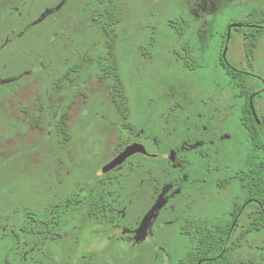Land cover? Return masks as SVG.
I'll list each match as a JSON object with an SVG mask.
<instances>
[{
    "label": "rangeland",
    "instance_id": "1",
    "mask_svg": "<svg viewBox=\"0 0 264 264\" xmlns=\"http://www.w3.org/2000/svg\"><path fill=\"white\" fill-rule=\"evenodd\" d=\"M249 1L226 0L201 15L191 11L194 0H0V264H177L191 249L182 225L229 218L244 200L234 175L246 165L248 142L222 101L232 94L219 64L225 34L226 58L258 78L264 117V32H248L256 44L247 63L239 34H228L232 23L264 12V1ZM110 5L120 13L111 47L107 17L97 21ZM104 52L116 62L124 112L113 76L93 65ZM133 133L157 155L142 161L151 175L127 165L102 194L125 234L113 238L95 224L89 200L58 215L46 237L32 233L39 228L31 219L58 201L63 208L71 196L95 193L98 169ZM170 152L189 162L182 172L170 166ZM255 210L248 207L235 237ZM230 257L264 264V229L244 235Z\"/></svg>",
    "mask_w": 264,
    "mask_h": 264
},
{
    "label": "flooded vegetation",
    "instance_id": "2",
    "mask_svg": "<svg viewBox=\"0 0 264 264\" xmlns=\"http://www.w3.org/2000/svg\"><path fill=\"white\" fill-rule=\"evenodd\" d=\"M225 1L226 0H194V2L191 4V11L194 14V11L198 10V12H200L201 15H207L211 9L215 10L216 6H221L219 4L220 2H225ZM227 1H231V0H227ZM262 1H264V0H262ZM206 2L210 5V9L207 6ZM250 2L258 3L257 1H254V0H250L249 3ZM261 4H264V2L260 3V7H261ZM256 7H258V5ZM253 15H254L253 16V19H254L253 22H250V20H249L250 17H248V20H246V22H244V23H232L228 27V34L232 29L237 31V33L239 34L240 39L243 42V48H244L243 55L245 56L244 58H245L246 63L249 61L250 58H252L253 53H254L253 50L255 47V45H254V47L250 53L246 52L245 43H246L247 38H254L255 44H256V36L253 35L250 37L248 32H255V33L264 32V12L263 11H254ZM228 40H229V35L225 34L223 47L219 53V64L221 66L223 75L225 77V83H226L225 86L228 87L229 90H231L232 94H231L230 98L223 96L222 101L224 103V107H225V110L227 112H230L231 114L235 113V112L238 113L239 127L242 130V132L245 133V137H246V132H245L244 127L241 123L242 112L247 111L246 105H248V110H249L252 118L254 119L255 123L257 124V126L258 127L264 126L263 115H261L260 112L257 114V111H256V108L258 109V103H259L258 98H259V95L262 93V89H257L256 85L252 84L253 80H258L257 77L253 76V74H250V72H248L245 69L238 68L236 65H234L230 62V59L228 60L226 58L227 50H226V48L225 49H223V48L225 46V42ZM73 56L75 59L81 58V56H79L78 53L74 54ZM95 56L96 57H94V59H92L90 57L92 59L93 65L96 69L97 68L100 69V72L103 73L104 76H107L109 66H111L113 71L116 73V69H117L116 62L113 59L112 55H109L108 52L107 53L104 52L101 54L102 57H99V54H96ZM178 56H182V55L178 54ZM183 56H186V54H183ZM181 61L185 67L189 68L191 66V65L190 66L188 65V62L184 58H182ZM81 67H82V62L79 61L78 65L72 67L70 72L73 75H75V77H76V75H77V73H79ZM226 72L229 73V77L226 76ZM245 95H248L247 100H246ZM237 100L240 102V105L237 104ZM114 103H115V101H114ZM254 103H255L256 107H255ZM252 108L254 110V114H255L256 118L253 115ZM258 111H259V109H258ZM218 115H219L220 123L221 122L223 123V121H221V116L223 114L221 115L220 111H218ZM262 130H264V128H262ZM262 134L263 133H261V136H262ZM134 143L142 145L146 151V154H135V155L131 156L130 158H128L121 166H118V167L114 168L113 170H111L107 173L101 172V169L106 164H108L111 160H113L127 146L134 144ZM251 152L252 151L248 145V153L245 157V161H244L245 163H255V161H252L249 159ZM170 153H172V152H170ZM170 153L168 154V156H166L167 161L169 162L170 166L173 167L176 171L182 172L181 168L183 167V163L185 164V167H186V165H188L189 162H187V159L185 158V160L183 159L182 162L179 163L177 161V153H174L173 158L170 159V157H169ZM195 155L200 156L197 151H195ZM162 157H164V156H162ZM156 159H157V155L147 149L145 142H141V140L138 139V135H136L134 133L129 134V135H124L122 137L120 144H119V147L116 148V154L109 161H107L106 163L101 165V167H100L101 169L100 168L98 169V171L95 175V178H96L95 193L88 194L87 197L83 198V199L78 198L75 203L66 201V203H64L66 205L65 209L62 208L63 212L65 213L69 210L78 211L84 205V202L86 200H89V205H88V209H87L88 215L100 216L99 220H97L95 224H101L102 228L105 230V232L107 231V233L113 238H117L119 232L122 234H125V231H122L121 228L114 225V221L116 219L115 218V215H116L115 209H113L111 206H108L105 203V201L102 200L103 199L102 194L107 191V189L110 187V185L113 182H115L114 179L116 178L117 173H119L118 174L119 176L123 175L122 171L125 169V167H127V165L129 166L130 164H132L133 165L132 169H134V167L141 168L145 174L148 173L149 175H151V169H146V166H144L142 161H146V160L152 161V160H156ZM130 172H132V170H130ZM153 179L154 178L151 177V180H153ZM231 179L232 178L229 177L227 180H224V182L230 181ZM216 186H221V184H216ZM152 193H153V191H152ZM179 196L182 197L183 194H181ZM70 198H72V197H70ZM70 198H69V200H71ZM242 204H243V201L240 205H242ZM235 205L236 204H234L233 208L230 210V212L228 214L229 218L231 216H233V209L235 207L237 208V206H235ZM60 206H62L61 201H58V203H56L54 208H53V209H55V211H53L52 213L47 212L46 214L38 216L35 219L36 222L34 219H31L32 222L34 224L36 223L37 227L39 228V229L37 228L38 231L32 230L33 231L32 233H36L42 237H46L49 227L53 225V223L55 222L56 219H60L58 217V215H60L62 212ZM241 207L242 208L240 209L239 215L234 219L232 226L230 228V232H233V234H232L233 239L230 240V242L228 243L229 244L228 246H230V247H234L235 245L239 244L241 238L244 235H246L248 232L251 231V230L247 231V229H249L252 226V222H251L252 220L246 226L245 230L247 232L243 236L240 235L239 239H238V237L234 236L235 231H236L238 225L240 224L244 213L248 209L247 207L244 208V206H241ZM57 210H58V213H56ZM256 211L257 210H255V212ZM262 212H263V220H264V209L262 210ZM206 227L207 226L199 225V224H195L193 226V225H191V222L186 223L180 227L181 234L185 235L190 240V245H191L190 252L194 251L196 249V247H198L200 244L199 241L196 239L198 236H200L199 234H197V229H198V233H200L202 236L203 235L202 231ZM262 227H263L262 229H264V222L262 224ZM135 233H137V232H135ZM119 241H121L122 243L129 242V238L127 236H121V239H119ZM136 241L138 242V240H136ZM190 252H188V253H190ZM245 263L249 264V263H251V261H247ZM198 264H201V262H198Z\"/></svg>",
    "mask_w": 264,
    "mask_h": 264
},
{
    "label": "trees",
    "instance_id": "3",
    "mask_svg": "<svg viewBox=\"0 0 264 264\" xmlns=\"http://www.w3.org/2000/svg\"><path fill=\"white\" fill-rule=\"evenodd\" d=\"M105 17H107V20L102 25V30L109 36V45L111 47L115 37L111 27L120 20V13L114 10V7L110 5L100 14L97 21L100 22ZM254 45V38H247L245 43L246 52L250 53ZM108 74L110 76L113 75L115 80V104L120 111L124 112L126 110V96L123 93L122 84L118 81L117 74L113 71L111 66H109ZM226 76L229 77L228 72H226ZM245 97L247 100L248 95H245ZM246 109V112H242L241 123L246 132L249 148L252 151L249 159L255 161V163H246L244 169L234 175V180H237L238 187L244 195L243 204L235 205L237 208L235 207L233 209V216L227 220L225 219V221L221 223L207 226L202 231V236L198 233L197 229V234L200 235L196 238L200 243L199 246L196 247L194 251L181 257L177 264H198V262H201V264H247L245 262H232L230 257L232 247L228 246L230 240L233 239V232H230V228L234 219L239 215L240 209L242 208L241 206H244V208L254 206L257 210L251 221L252 226L247 229V231H258L262 229V224L264 222L262 212L264 209V130H262V128H264V126L258 127L248 110V105H246ZM261 133H263L262 136ZM70 199L71 200L68 199L67 201L75 203L78 198L72 197ZM63 209H65V206H63ZM247 231H243L240 235L243 236ZM249 264L263 263L251 262Z\"/></svg>",
    "mask_w": 264,
    "mask_h": 264
},
{
    "label": "water",
    "instance_id": "4",
    "mask_svg": "<svg viewBox=\"0 0 264 264\" xmlns=\"http://www.w3.org/2000/svg\"><path fill=\"white\" fill-rule=\"evenodd\" d=\"M252 112L255 117L253 108H252ZM135 154H146V151L143 148V146L140 144H136V143L131 144L127 146L121 153H119L113 160H111L108 164H106L101 169V172L107 173L113 170L114 168L121 166L128 158H130L131 156ZM173 156H174V153H170L169 155L170 159H172Z\"/></svg>",
    "mask_w": 264,
    "mask_h": 264
}]
</instances>
